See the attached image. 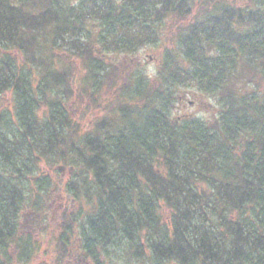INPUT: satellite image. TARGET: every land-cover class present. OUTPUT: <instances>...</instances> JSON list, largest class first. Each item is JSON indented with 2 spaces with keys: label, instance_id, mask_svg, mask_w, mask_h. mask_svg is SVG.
<instances>
[{
  "label": "trees",
  "instance_id": "1",
  "mask_svg": "<svg viewBox=\"0 0 264 264\" xmlns=\"http://www.w3.org/2000/svg\"><path fill=\"white\" fill-rule=\"evenodd\" d=\"M167 26L153 78L114 63ZM190 88L212 119L176 111ZM60 188L40 264H264V0H0V264Z\"/></svg>",
  "mask_w": 264,
  "mask_h": 264
},
{
  "label": "rangeland",
  "instance_id": "2",
  "mask_svg": "<svg viewBox=\"0 0 264 264\" xmlns=\"http://www.w3.org/2000/svg\"><path fill=\"white\" fill-rule=\"evenodd\" d=\"M175 34L174 27L167 26L155 44L140 47L130 55H111V58L114 60V63H122L121 66H124L133 76L143 73L145 76L153 78L161 66L166 51L175 48ZM190 90L179 93V97L181 98L179 99L180 103L176 111L179 113L193 114L207 120L212 119L216 111V97L200 93L193 88H190ZM96 114L97 112L90 115L94 116ZM68 169V167L63 169L60 165L45 166L46 172L55 180H57V178H61V180L64 181L68 179V172H66ZM63 190L60 188L59 191H57L56 203L47 214L44 213L45 211H41V217L45 219V221L42 222L44 226H38V222L32 223L31 214L28 209L20 213L19 226L21 227V235H23L24 238H28L27 241L29 242L22 251V253H25V256H22L23 258H21L20 261H17L19 255L17 250L13 251L12 248L7 249V255L10 256L12 264H40L42 261H49V263L52 261L50 257H53L51 253L54 252L53 250L55 248L54 236H58L62 211L67 206L73 214L76 211L78 212L79 209L75 204L69 205L64 201L65 191L63 192ZM85 208L86 204H83L80 209L84 211ZM34 227L40 228L38 230L39 234H36L37 228ZM42 229L44 230L43 233ZM77 243L78 242L74 243L71 251L72 255L70 257L72 259H69L73 263H77L83 258ZM53 246L54 248L52 249ZM124 258L126 260L127 257ZM130 261L131 262L127 264H136L132 259H130ZM121 264H123V261H121Z\"/></svg>",
  "mask_w": 264,
  "mask_h": 264
}]
</instances>
